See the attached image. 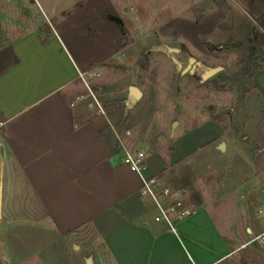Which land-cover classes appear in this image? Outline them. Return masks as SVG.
<instances>
[{
	"label": "crops",
	"instance_id": "crops-1",
	"mask_svg": "<svg viewBox=\"0 0 264 264\" xmlns=\"http://www.w3.org/2000/svg\"><path fill=\"white\" fill-rule=\"evenodd\" d=\"M17 1L16 7L0 4V226L78 235L87 249L82 264H264V108L255 120L246 177L224 191L240 194L227 199L229 212L208 208L205 203L219 197L206 195L188 204L191 215L175 220L173 230L157 221L155 203L143 194L151 178L168 187L163 162L136 146L131 118L118 130L130 109L124 88L133 86L126 78L120 87L111 84L108 66L130 63L133 51L107 18L114 1L30 0L42 11L33 15L26 0ZM225 6L212 4L211 13L202 8L200 24L191 17L202 43H244L264 15L254 17L237 0ZM245 47L239 49L245 53ZM85 72L99 74L92 87L105 95L102 113L80 77ZM257 82L264 91V74ZM105 83L117 91L107 92ZM113 130L131 136L122 146ZM105 133L120 152H113ZM124 148L148 154L144 173L130 170Z\"/></svg>",
	"mask_w": 264,
	"mask_h": 264
},
{
	"label": "rangeland",
	"instance_id": "rangeland-1",
	"mask_svg": "<svg viewBox=\"0 0 264 264\" xmlns=\"http://www.w3.org/2000/svg\"><path fill=\"white\" fill-rule=\"evenodd\" d=\"M113 1L115 12L124 21L123 35L133 53L130 63L108 66L113 68L111 84L119 86L117 82L122 84L126 78L133 87H141L145 92V97L128 109L136 131V146L152 152L163 162V178L168 188L182 191L187 205L207 195L219 197L217 202H206L208 208L227 207L229 212L232 206L226 204L227 199L235 200L240 194L230 196L224 191L246 177L243 170L255 148L251 138L255 120L264 108V91L257 82L258 75L254 82L259 89L249 83L246 86L249 92L243 98L237 88L221 91L213 83L214 78L202 83L197 74L181 75L164 50L177 49L207 67L234 70L247 56L248 46L245 53L239 48L211 50L209 44L200 41V30L191 23V17L196 24L202 22L205 13L202 8L211 13L209 7L217 6L215 1L225 5L228 0ZM237 1L254 17L264 12V0ZM0 4L16 7L19 3L0 0ZM26 5L30 9V0H26ZM39 10L36 5L31 7L32 15L41 14ZM14 15L17 17V12ZM111 84H104L107 92L117 91ZM97 95L104 103L105 95L98 92ZM128 95V89L124 88V96ZM222 145L226 147L224 151ZM77 237H62L47 228L4 223L0 226V264H82L87 249L76 241Z\"/></svg>",
	"mask_w": 264,
	"mask_h": 264
},
{
	"label": "built area",
	"instance_id": "built-area-1",
	"mask_svg": "<svg viewBox=\"0 0 264 264\" xmlns=\"http://www.w3.org/2000/svg\"><path fill=\"white\" fill-rule=\"evenodd\" d=\"M80 77L85 81L89 89V93L93 99V104L103 112V107L99 96L95 93L94 88L92 87L93 79L99 77L98 73H80ZM117 138V141L123 146L124 137L131 136L130 131H125L123 133L113 130ZM4 146V142L1 138L0 130V151ZM125 152V163L130 168L132 172L137 174L144 173L148 168V154L134 149H126ZM1 193V190H0ZM143 194L147 197H150L155 203L159 216L157 221L167 223L174 230V221L183 220L188 218L191 215V209L185 202V197L182 191L171 190L168 187L160 188L159 178H151L150 180L145 181ZM262 245H264V239H262Z\"/></svg>",
	"mask_w": 264,
	"mask_h": 264
},
{
	"label": "trees",
	"instance_id": "trees-1",
	"mask_svg": "<svg viewBox=\"0 0 264 264\" xmlns=\"http://www.w3.org/2000/svg\"><path fill=\"white\" fill-rule=\"evenodd\" d=\"M218 7L225 9L226 6L218 1H215ZM225 7V8H224ZM107 18L117 24L121 31L124 34V23L122 19L115 13L109 12ZM257 26L254 28V31L250 38H248L244 43H238L231 46H226L220 48L218 46H209L211 50H224L232 48H240L243 45L248 46V54L243 58L232 71H224L216 78H214L213 83L220 86L221 91L229 92L235 88L239 89L242 92L243 98L248 94L249 90L246 86L250 83L253 88L259 89L258 84L254 82L255 76L264 73V15L256 20ZM141 63V61H140ZM130 119V111H127L123 115L121 121V126L119 131H121L128 120ZM112 134L111 132L109 133ZM109 134H103L110 142L112 150L114 153L120 152V147L118 142H113Z\"/></svg>",
	"mask_w": 264,
	"mask_h": 264
},
{
	"label": "water",
	"instance_id": "water-1",
	"mask_svg": "<svg viewBox=\"0 0 264 264\" xmlns=\"http://www.w3.org/2000/svg\"><path fill=\"white\" fill-rule=\"evenodd\" d=\"M166 54L172 59L177 67V71L181 74L190 73L191 75L197 74L200 76L202 83L208 82L209 80L215 78L222 72H224V68L222 67H207L201 62H198L195 58L190 57L188 61V66L184 69L183 64L178 60L177 55L181 53L180 50L164 48ZM129 102L128 107L132 109L136 102L141 98L142 94L136 87H131L129 90ZM221 149L224 151L226 149L225 145L221 146Z\"/></svg>",
	"mask_w": 264,
	"mask_h": 264
},
{
	"label": "flooded vegetation",
	"instance_id": "flooded-vegetation-1",
	"mask_svg": "<svg viewBox=\"0 0 264 264\" xmlns=\"http://www.w3.org/2000/svg\"><path fill=\"white\" fill-rule=\"evenodd\" d=\"M177 58L183 64V68L185 69L188 66L190 56L185 53H180L179 55H177Z\"/></svg>",
	"mask_w": 264,
	"mask_h": 264
}]
</instances>
